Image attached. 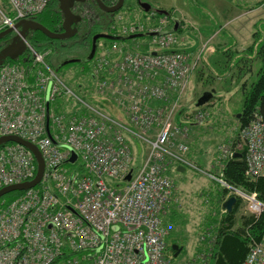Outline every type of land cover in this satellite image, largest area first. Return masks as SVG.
Wrapping results in <instances>:
<instances>
[{"label":"built area","instance_id":"obj_1","mask_svg":"<svg viewBox=\"0 0 264 264\" xmlns=\"http://www.w3.org/2000/svg\"><path fill=\"white\" fill-rule=\"evenodd\" d=\"M51 1L0 0V32L41 12ZM166 25L164 19L150 27L113 25L121 35L159 34L148 39L144 49L113 42L91 67L97 91L109 92L126 122L75 95L48 65L46 53L24 38L31 67L0 65V135L29 140L44 161L38 184L0 203V264H214V235L187 258L176 259L167 250L162 216L173 196L168 173L172 164L218 181L253 217L264 211L255 192L229 185L187 157L186 128L174 126L172 118L199 54L176 48L178 36ZM72 95L71 112H47L46 96L54 103ZM262 129L257 117L242 130L249 177L264 173ZM127 135L149 148L129 181L124 178L133 168V155ZM72 151L77 158L70 163ZM231 155L228 147H221V157ZM35 173V159L24 146L0 147V188L30 181ZM245 234L249 244L241 264H264V235L258 240L248 229Z\"/></svg>","mask_w":264,"mask_h":264},{"label":"rangeland","instance_id":"obj_2","mask_svg":"<svg viewBox=\"0 0 264 264\" xmlns=\"http://www.w3.org/2000/svg\"><path fill=\"white\" fill-rule=\"evenodd\" d=\"M149 1L154 10L160 7L167 12L172 11L171 15L166 17L156 16L154 23L158 24L161 19L166 20L170 27H176L174 26L177 25L176 21L184 23H181L177 31L180 45L183 44L186 36L197 38L193 44L195 45L193 52L195 55L199 54L200 61L189 75L188 86L181 92L179 108L174 110V115L179 112L183 120L184 116L192 114L196 101L203 92L212 94L203 106L207 114L209 113L203 124L180 121L188 125L187 128L185 127L188 137L184 138L189 145L187 157L189 156L200 168L209 170L208 165L217 153V146L221 143L232 145L238 140V120L235 114L241 108L243 90L248 88L262 63L261 56L264 50L258 52V48L264 45V0ZM140 14L135 10L130 14L122 10L114 16V19L117 24L124 25L130 23L147 25L152 22L150 15L140 16ZM168 17H170L169 21ZM231 35H233V43ZM11 37L19 40L15 31L11 32ZM147 41L146 37H142L137 40L138 43L133 41L132 45H139V49H142ZM107 44H109L108 40H99L96 57L102 53ZM244 52L251 57L243 54ZM26 54L25 51L23 55ZM75 55L74 52L66 51L57 57V62L64 63ZM234 61L236 65H232ZM228 65L231 66L230 69ZM81 67L78 63L67 64L57 69L56 73L75 95L123 121L118 107L106 94L109 92L99 93L94 81L82 72ZM52 68L55 69L54 64ZM70 98L75 99L74 95ZM70 98L61 100L68 111L75 107V102ZM127 138L132 146L133 166L139 167L141 159L148 152V145L134 136L127 135ZM236 148L238 149L239 146ZM72 157L74 160L77 158L75 152L72 153ZM210 169L207 172H219L215 167ZM174 179V193L171 198L173 205L169 206V210L165 211L166 214H163L162 218L167 231V245L176 244L182 247L176 258L180 259L205 248L207 243L202 241H208L212 235L217 240L227 232L222 228L224 224L222 218L225 213L222 203L229 192L223 186L211 182L204 173L192 171L191 168H187L185 175H176ZM248 216L250 213L246 204H239L232 231H239L238 228Z\"/></svg>","mask_w":264,"mask_h":264},{"label":"trees","instance_id":"obj_3","mask_svg":"<svg viewBox=\"0 0 264 264\" xmlns=\"http://www.w3.org/2000/svg\"><path fill=\"white\" fill-rule=\"evenodd\" d=\"M84 18L85 21L83 24L80 25L77 24V28L81 26V28L79 29L81 31V34L79 35L76 34L73 38L69 39L68 45L67 44L61 45L62 41L49 38L41 31L34 30L32 28L29 29L28 32H26L25 38L30 43V45L38 52H45V50L50 49L49 54L46 56V61L50 66L54 64L55 70H57L61 68L62 65L55 64V59H54L55 54L63 52L64 50H66V48L67 49L81 48L83 50L87 49L88 51L91 45L86 35L92 30L93 33L100 31L102 25L98 21L97 16H95L94 14L88 15L87 13L84 15ZM31 19L43 24L49 30L56 32L57 28L61 26V21H62V14L58 8V1L52 0L41 12L33 15ZM101 31L103 30L101 29ZM7 36H9L7 41L13 42V38L11 37V34L6 35L3 38H6ZM2 39H0V41ZM56 44L58 46L54 47ZM262 45L259 46L258 52L259 50H264L263 48L264 45L263 46ZM4 48L5 47H2L0 49V52ZM250 48L251 47H249V50ZM243 54H246V52H244ZM246 56H248L249 58L251 57L250 54H246ZM240 58L241 57H239L238 60H240ZM31 59L32 57L30 56V54H26L14 60L6 57L3 60V62L20 63L25 66L31 67L30 66ZM238 60L235 59V61ZM261 61H262L261 66L259 67L254 79L252 80V82H250L248 88L246 90H243V99H242L241 108L235 114V117L238 120V140L241 141L242 143L237 140L235 143H232V145H229L227 143H221L220 145H218L217 153H215L212 159L213 162L212 167L213 168L215 167V169H217V171L219 170V172L217 173L210 172V173L215 175L219 179H222L226 182L228 181V183L230 184L239 186L248 191L256 192L258 199L264 203V173L257 177L247 176L245 172L246 141L241 135L242 130H244L246 126L250 125L257 117L260 118L262 125L264 124V51L261 56ZM78 62H79L78 64L82 66L81 67L82 72L89 75L91 62L88 61L87 58L81 59ZM234 62L232 63V65H236V62L235 63ZM230 68L231 66L228 65V69ZM204 105L205 104L200 106H195V109L192 112V114L189 116H184L183 120H186L187 122H193L194 124H198V125L203 124L209 114V113L207 114V111L204 109L203 107ZM197 114H201L202 118L197 119L196 117ZM183 120H181L179 112H177L176 117L173 120L174 126L187 128L188 125H184L181 123ZM262 137H263V145H264V125L262 129ZM240 143H241V147L237 149L236 147ZM1 146L2 145H0V147ZM222 146L228 147L231 151L235 153V155L226 158L221 157ZM22 192L23 191L10 192L1 198L0 203L11 201L17 196H19ZM239 204H240V200L237 199V202L234 204L232 211L225 212L223 215L222 221L224 224L222 225V228H225V231L227 232L223 233L221 239L219 236V238L216 240L217 245L215 250V264L242 263V261L244 260L247 254L248 244H249V237L245 236L246 228L248 229L249 233L255 236L258 240H260L264 235V211L260 214L258 218H254L253 216H248L247 218H244V221L242 223L243 225L238 228L239 231L237 232L232 231L234 217L239 209Z\"/></svg>","mask_w":264,"mask_h":264},{"label":"water","instance_id":"obj_4","mask_svg":"<svg viewBox=\"0 0 264 264\" xmlns=\"http://www.w3.org/2000/svg\"><path fill=\"white\" fill-rule=\"evenodd\" d=\"M59 1V8L63 13V27H64V32L62 33H57V32H53L51 30H49L47 27H45L43 24L28 18V19H22L18 22L15 23L14 28H7L3 31L0 32V39H2L3 37H5L6 35L10 34L12 31L17 30L19 32L18 36H19V40H14L13 42L6 46L4 49L1 50L0 52V65L3 63V60L8 57L12 60L17 59L21 54H23V52L25 51V46L23 43V38L26 37V31L28 29H34V30H38L41 31L43 34H45L46 36H48L49 38L52 39H64V38H68L71 37L72 35H74L75 33V29L70 27V24L72 22V19H74V21H77L79 19V16L74 15L71 12V6L73 5L74 1H84V0H58ZM97 2L99 3L100 7L107 11V12H112L115 11L117 9H119L123 3V0H118V2L110 7H106L104 6L100 0H97ZM160 13H165V11L160 10ZM135 36V35H134ZM97 37H102V38H106V39H110V40H116L119 37L117 36H113L110 34H98L94 37V40ZM94 47L92 46V52L94 51ZM92 55H90L91 57ZM89 57V58H90ZM73 62L72 61H67L66 63H70ZM211 93L210 92H203V94L198 98V100L196 101V105L200 106L203 105L205 102H207L209 100V98L211 97ZM46 103V107H47ZM46 128L48 131V119L46 118ZM6 143H18L22 146H24L25 148H27L33 155L35 161H36V173L35 176L33 177V179H31L30 181H24L21 183H14L11 185H7L5 187L0 188V200L1 198L10 193V192H14V191H23V190H27L29 188L34 187L36 184H38V182L40 181V178L43 174L44 171V161L43 158L41 156L40 151L38 150L37 146L35 144H33L32 142L23 139L17 135H0V145L6 144ZM74 153V152H72ZM72 155L69 158L70 162H73L74 159H72ZM178 170L184 171V167H178ZM133 170H130L127 175L125 176L124 180L128 181L131 177ZM236 202V197L235 196H229L223 203H222V207L230 212L232 211L233 205ZM171 248L173 250H175L173 257H176L179 253V251L181 250V247H178V245L176 244H172Z\"/></svg>","mask_w":264,"mask_h":264},{"label":"flooded vegetation","instance_id":"obj_5","mask_svg":"<svg viewBox=\"0 0 264 264\" xmlns=\"http://www.w3.org/2000/svg\"><path fill=\"white\" fill-rule=\"evenodd\" d=\"M100 1L106 7L113 6V5H115L118 2V0H100ZM58 8H59V1H58ZM70 9H71V12L74 15L79 16V19L77 21H74V19H72V22L70 24V27L74 28L76 30L74 35H72L71 37H68V38H64V39H57L59 41H62L61 45H66V44L68 45L69 39L73 38L76 34H78V35L81 34V31L79 30L81 28V26L79 28H77V24L80 25V24L84 23V21H85L84 15L87 14V13H88V15L94 14L95 16L98 17L97 19L101 23V25H102L101 29L103 31H101V29H100V31H97L96 33L95 32L93 33V30H92L86 35L88 40H89V42H90V45H91L88 51H87V49L83 50L81 48H74L75 50L66 48V50H64L63 52L55 54V56H54L55 57L54 58L55 59V64H59L57 62V57L59 55H61L62 53L66 52V51H70V52L76 53L75 56H73L70 59L66 60L64 63H60L59 64V65H62V66L63 65H67V64L79 63L78 61H80L81 59H84V58H87L88 61H90V62H92L95 58H97L96 57V53L98 51L99 40L100 39H104L105 41L108 40L109 42L112 41V40L106 39V38H102V37H97L94 40V37L96 35H98V34H110L113 25H117V26L122 25L120 23L117 24V22H115V19H114V16L118 12H121L122 10H124V13H128V14H130L132 11L135 10V11L141 13L140 16H142L144 14H148V16L150 15L149 17H150V20L152 22L150 24L145 25L146 27H150L151 24H155L154 21L156 19V16L163 15V17L164 16L166 17V16L169 15V13H166V12L165 13H160L159 12L160 10H164L163 8L158 7V9L154 10V8L152 7V3L149 0H129L128 2H127V0H123V3L121 5V7L119 9L115 10V11H112V12H107V11L103 10L100 7V5L97 2V0L74 1L73 5L71 6ZM59 10H60V8H59ZM61 14H62L61 26L57 28V30H56L57 33L64 32V27H63V19L64 18H63L62 11H61ZM28 31H29V29L26 32H28ZM8 35H10V34H8ZM147 35H148V31H143V32H139L135 36V38L139 39V38L145 37ZM8 38H9V36H7L6 38H3L0 41V47L1 46L2 47H6V46H8V45H10L12 43L11 41H7ZM87 44H88V41H87ZM57 46L58 45L56 44L54 47H57ZM92 46H95L93 52H92ZM68 48H70V47H68ZM49 52H50V49L45 50L46 55H48ZM55 53H56V51H55ZM90 55H92V56L90 57ZM69 60L70 61L73 60V62L66 63Z\"/></svg>","mask_w":264,"mask_h":264},{"label":"crops","instance_id":"obj_6","mask_svg":"<svg viewBox=\"0 0 264 264\" xmlns=\"http://www.w3.org/2000/svg\"><path fill=\"white\" fill-rule=\"evenodd\" d=\"M183 19H185V18H183ZM181 21V20H180ZM181 23H183V22H181ZM184 24V23H183ZM200 33V32H199ZM201 34V33H200ZM233 35H231V39L233 38L232 37ZM214 38H212V40H213ZM208 40H209V38H208ZM211 40V41H212ZM197 41V38L196 37H194V36H191V37H188V36H186V39H185V41L183 42V44H182V47L181 48H185V49H187V50H189V51H193V49H194V46L195 45H193V44H195L194 42H196ZM232 43H233V39H232ZM239 146V148L241 147V143L238 145ZM189 157V156H188ZM190 158V157H189ZM191 159V158H190ZM142 160V159H141ZM192 160V159H191ZM193 161V160H192ZM209 167H208V169L210 170V168H213L212 166H213V162L211 161V162H209V165H208ZM178 167H180V166H175V165H172L171 167H170V170H169V175L171 176V178H173L174 179V177H176V175H185L186 173H187V170L185 169L184 171H181V170H178ZM182 168V167H181ZM209 178V177H208ZM210 180H211V182H214V183H216L217 185H220L216 180H214V179H211V178H209ZM175 180V179H174ZM228 195H226V197H227ZM226 197H225V199H226ZM225 199H224V201H225ZM223 201V202H224ZM172 202V201H171ZM170 205H171V207H172V205H173V202L172 203H170ZM169 205V206H170ZM223 208V207H222ZM169 210V207H168V209L166 210V211H168ZM166 213H164V215H165ZM164 215H163V217H164ZM184 258V257H183ZM181 259V258H180Z\"/></svg>","mask_w":264,"mask_h":264},{"label":"bare ground","instance_id":"obj_7","mask_svg":"<svg viewBox=\"0 0 264 264\" xmlns=\"http://www.w3.org/2000/svg\"><path fill=\"white\" fill-rule=\"evenodd\" d=\"M263 125H264V124H263ZM244 126H245V125H244ZM244 126H243V127H244ZM243 127H242V129H243ZM246 127H247V126H246ZM242 129H241V130H242ZM241 130H240V131H241ZM241 135H242V133H241ZM241 139H242V138H241ZM238 141H239V140H238ZM239 142H241V141H239ZM241 143H242V142H241ZM243 146H244V145H243ZM244 148H245V147H244Z\"/></svg>","mask_w":264,"mask_h":264}]
</instances>
